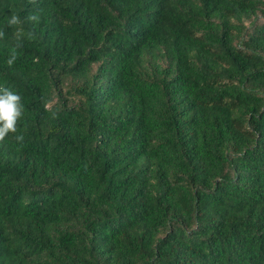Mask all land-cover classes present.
<instances>
[{"label":"trees","instance_id":"16d2710c","mask_svg":"<svg viewBox=\"0 0 264 264\" xmlns=\"http://www.w3.org/2000/svg\"><path fill=\"white\" fill-rule=\"evenodd\" d=\"M0 29V264H264V0H0Z\"/></svg>","mask_w":264,"mask_h":264},{"label":"clouds","instance_id":"9594fccd","mask_svg":"<svg viewBox=\"0 0 264 264\" xmlns=\"http://www.w3.org/2000/svg\"><path fill=\"white\" fill-rule=\"evenodd\" d=\"M35 2V0H32ZM29 21H39V17L36 14L30 15L27 17ZM22 23L20 17L13 13L11 17L7 20L8 26H16ZM5 35L4 31L0 29V38H3ZM23 35L22 29H17L15 36L17 41L20 40V37ZM28 37L32 38V33H28ZM19 43L17 47H19ZM17 58V54L15 48L12 50L11 56L7 60V64L11 66L15 59ZM22 97L12 91L11 89L0 85V141H3L5 137L9 133L17 132V122L21 118L24 112V105L22 104ZM17 142L22 143L24 140L23 135H17L15 137Z\"/></svg>","mask_w":264,"mask_h":264},{"label":"rangeland","instance_id":"374dc122","mask_svg":"<svg viewBox=\"0 0 264 264\" xmlns=\"http://www.w3.org/2000/svg\"><path fill=\"white\" fill-rule=\"evenodd\" d=\"M55 95L56 97H63V98H68V99H72V97H70L67 92H66V88L65 87H60V86H57L55 88Z\"/></svg>","mask_w":264,"mask_h":264}]
</instances>
